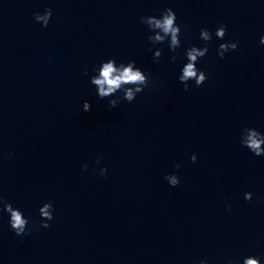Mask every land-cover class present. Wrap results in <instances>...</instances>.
Masks as SVG:
<instances>
[{"label":"water","instance_id":"water-1","mask_svg":"<svg viewBox=\"0 0 264 264\" xmlns=\"http://www.w3.org/2000/svg\"><path fill=\"white\" fill-rule=\"evenodd\" d=\"M169 7L175 61L140 22ZM262 35L264 0H0V196L31 229L17 235L0 211V264H264V155L240 143L245 127L264 133ZM226 41L238 46L220 58ZM205 43L208 79L185 91V50ZM108 58L134 59L153 83L109 107L90 83Z\"/></svg>","mask_w":264,"mask_h":264},{"label":"clouds","instance_id":"clouds-1","mask_svg":"<svg viewBox=\"0 0 264 264\" xmlns=\"http://www.w3.org/2000/svg\"><path fill=\"white\" fill-rule=\"evenodd\" d=\"M52 16V9L46 8L43 13H34V18L37 22H40L43 27H47ZM177 17L172 8H165L159 16L147 15L141 16L140 22L145 24L150 30L151 34L148 36V40L152 44L168 42L169 50L174 53L172 60L175 61L176 50L181 46V26L176 23ZM216 37L223 39L226 35V26L221 24L215 31ZM200 38L208 42L212 39V33L208 28L200 29ZM260 43L264 44V35L260 37ZM237 43L234 41H226L219 44L217 54L220 58L224 57L225 52L229 50H235ZM162 49L157 48L154 52V59H159L162 55ZM208 52V45L205 43L203 47L193 45L185 50V56L187 62L181 69V74L178 80L183 84L185 91L189 89V81H195V86L202 85L207 79L208 75L203 69L197 67V63L200 58L204 57ZM94 75L90 78V83L96 87L97 95L100 99L106 97H114L109 100V107H116L121 98L132 102L138 93L142 92L145 87H148L151 83L150 74H146L140 67L136 66L134 59L129 60L127 63H116L114 58H108L101 62L98 68L93 70ZM87 75V70H85ZM122 92L123 96L116 95ZM90 103L84 101L83 110H90ZM240 143L247 147L251 152L257 156L264 155V133L257 130L255 127H245L240 136ZM190 159L195 162L197 156L193 153ZM99 163V159L97 160ZM87 169V164L83 165ZM177 169L179 165L175 166ZM107 168L100 169V175H106ZM171 186H177L180 183L179 176L175 173L166 174L164 177ZM244 198L250 200L252 198L251 192H245ZM229 210L231 205L228 206ZM0 211L10 214L9 224L11 229L17 234H27L31 231L28 227L29 220L24 216L21 209L13 207V204L7 201L3 196H0ZM54 205L51 201H47L39 208L41 220V227H49L48 221L53 219ZM199 264H208L206 260H200ZM227 264H236L233 260H228ZM242 264H260V259L256 256H246L243 258Z\"/></svg>","mask_w":264,"mask_h":264}]
</instances>
